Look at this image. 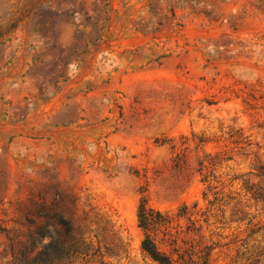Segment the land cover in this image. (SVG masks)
I'll list each match as a JSON object with an SVG mask.
<instances>
[{
	"label": "rangeland",
	"instance_id": "obj_1",
	"mask_svg": "<svg viewBox=\"0 0 264 264\" xmlns=\"http://www.w3.org/2000/svg\"><path fill=\"white\" fill-rule=\"evenodd\" d=\"M263 196L264 0H0V264L47 213L86 264H156L142 200L188 207L185 259L264 264Z\"/></svg>",
	"mask_w": 264,
	"mask_h": 264
},
{
	"label": "trees",
	"instance_id": "obj_2",
	"mask_svg": "<svg viewBox=\"0 0 264 264\" xmlns=\"http://www.w3.org/2000/svg\"><path fill=\"white\" fill-rule=\"evenodd\" d=\"M260 201L264 205V196ZM187 214L186 205H183L173 216L169 212L150 207L145 200H142L137 209V225L143 233L140 243L141 251L156 264H207L209 256L206 252L207 247L200 250L201 255L198 256V261L193 258L194 251L187 253V259H185V255L179 254L176 237L172 238L170 234L175 219L185 217ZM42 219L41 223H36L35 220L27 218L26 233L21 234L22 239L16 244L12 242L19 235L13 238L6 236L10 242L8 251L11 264H75L77 260L86 264L85 258L93 257L98 253V251L91 253L90 243H87L84 234L70 218L59 213H47L42 216ZM51 225L55 226L54 233H50ZM159 235L162 236L160 242L167 243L171 247V253L178 255L177 260H173L170 254L160 249L157 242Z\"/></svg>",
	"mask_w": 264,
	"mask_h": 264
}]
</instances>
